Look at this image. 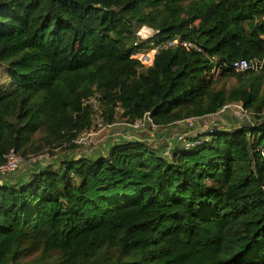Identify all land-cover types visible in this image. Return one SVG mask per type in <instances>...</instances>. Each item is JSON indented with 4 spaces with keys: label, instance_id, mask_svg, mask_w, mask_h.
<instances>
[{
    "label": "trees",
    "instance_id": "obj_1",
    "mask_svg": "<svg viewBox=\"0 0 264 264\" xmlns=\"http://www.w3.org/2000/svg\"><path fill=\"white\" fill-rule=\"evenodd\" d=\"M176 36L202 50L131 57ZM239 59L263 68L236 72ZM95 95L105 124L167 127L232 103L252 121L169 157L122 139L9 178L0 264H264V0H0V165L74 148Z\"/></svg>",
    "mask_w": 264,
    "mask_h": 264
},
{
    "label": "built area",
    "instance_id": "obj_2",
    "mask_svg": "<svg viewBox=\"0 0 264 264\" xmlns=\"http://www.w3.org/2000/svg\"><path fill=\"white\" fill-rule=\"evenodd\" d=\"M144 29H152L148 26H143L140 28L138 34L146 39L151 37L147 36L144 37L141 32ZM153 30V29H152ZM184 46L187 49H197L202 50L199 46L194 44L189 40H182L180 37L176 36L172 39L167 40L162 45L155 46L147 51H140L135 52L131 55V57L135 60H138L144 67H151L154 65L156 54L162 50L167 49L173 46ZM232 69L236 72H244L248 70L259 71L263 68L262 62L248 60V59H239L233 62L231 65ZM87 103L92 105L93 109V123L92 126L84 130L79 137L75 140V143L78 144L80 147L84 146L90 148L95 143V136L98 135L99 130L105 128V126H112L113 124H105L103 118V108L101 103L99 102L98 96L95 95L89 100ZM225 112H230L231 119L234 121L235 124L241 123L244 121H252L251 113L243 107L241 103H232L223 106L220 110L214 113H210L204 116H194L188 117L186 119L177 121L175 124L180 130H177L175 133L170 134H160V139L165 142V146L162 149V154L166 157L171 155L173 148L175 147L176 143L183 145L186 148H190L195 146L196 144L200 143V139H198L199 135L211 132L218 126H220V117L225 115ZM128 123V122H127ZM128 125L133 128L135 132H138L145 126H149L151 129L156 130L160 128L157 124L154 123L150 114L145 115L143 118L137 119L135 122L128 123ZM190 132V133H189ZM124 139L131 140V139H138L132 134L124 135ZM139 140H147V139H139ZM117 142V140H115ZM114 143V142H113ZM93 148H91L87 152H91ZM50 158L49 153L40 155V156H33L29 159V162H38L44 159ZM23 157L15 150L12 149L6 155V162L0 165V184L7 181L22 165Z\"/></svg>",
    "mask_w": 264,
    "mask_h": 264
},
{
    "label": "rangeland",
    "instance_id": "obj_3",
    "mask_svg": "<svg viewBox=\"0 0 264 264\" xmlns=\"http://www.w3.org/2000/svg\"><path fill=\"white\" fill-rule=\"evenodd\" d=\"M150 33H152V32H149L147 34L143 33V35L145 37H147L150 35ZM211 75H212V72L210 71L208 73V77L211 78ZM219 76H220L219 72H216L214 79L215 78L217 79ZM3 80H6V75L3 76ZM234 84H236L235 78L223 79L219 82V86L224 85L226 87H231ZM224 114L225 115H222L220 117V121H219V123H220L219 127H221V128H226V127H228V123H231L230 119H229V118H231L230 112H225ZM160 132H161L160 129L157 128L156 130H153L149 126H145L142 129H140L138 132H135L133 130V128H131L128 125L127 122H125L124 120H122L119 117L118 121L115 124H113L112 126H105V128H102L99 130L98 135L95 136V143L92 147H90V148H87L84 146L80 147L78 144H76V146L74 148H66L65 146H63V147H60V148L54 150L55 154L54 155L51 154V156H50V158H48V160L44 159L42 161H38L35 163V162H29V160L24 159L21 166L23 168L26 165L30 166V165H34V164H38V163L49 165L51 162L56 160L57 156H59V155H66V154L69 155V154L73 153L75 156H79L81 153H84V151H86L87 149H88L87 151H89L91 148H93L92 151L91 152L86 151L87 154L94 153V151H96V149L100 148L103 143L110 141V140H111V142H115V140L118 139L120 136L126 135L128 133L134 135L135 137L145 138V139H147L146 141H148L149 144H151L152 146H154L157 149L162 150L166 144L163 140L160 139V136H161ZM175 132H177V131L172 130V133H175ZM18 171H16V172H18ZM16 172L12 176H16L17 175Z\"/></svg>",
    "mask_w": 264,
    "mask_h": 264
},
{
    "label": "crops",
    "instance_id": "obj_4",
    "mask_svg": "<svg viewBox=\"0 0 264 264\" xmlns=\"http://www.w3.org/2000/svg\"><path fill=\"white\" fill-rule=\"evenodd\" d=\"M232 125V123L230 124V123H228V126H231ZM158 129H160V134H170V133H172V130H175V131H177V130H180L181 128H179L178 126H176V125H171V126H167V127H160V128H158ZM136 138H138V139H145V138H139V137H136ZM122 139H124V135L123 136H120L118 139H116L117 141H120V140H122ZM113 142H111V140L110 141H107V142H105V143H103L102 144V146L100 147V148H98V149H96V151H94V153H89V154H95V153H99V152H104V150H106V148L108 147V146H110L111 144H112ZM176 144H178V143H176ZM86 153V154H85ZM69 154V153H68ZM83 154L84 155H89V154H87V152L86 151H84V153H81L80 155L81 156H83ZM67 155V154H66ZM66 155H59V156H57V159L56 160H54L53 162H51L50 164H55V163H58V161L61 159V158H63V157H65ZM79 155V156H80ZM68 156H70V157H74L75 155L73 154V153H71V154H69ZM79 156H75V157H79ZM46 165L45 164H42V163H38V164H34V165H30V166H24L23 168H22V166L20 167V169H19V171L18 172H16L17 173V175L16 176H12L11 177V179L12 180H14V179H27V178H29V176H30V174L31 173H34L35 171H37V170H40L41 168H43V167H45Z\"/></svg>",
    "mask_w": 264,
    "mask_h": 264
},
{
    "label": "bare ground",
    "instance_id": "obj_5",
    "mask_svg": "<svg viewBox=\"0 0 264 264\" xmlns=\"http://www.w3.org/2000/svg\"><path fill=\"white\" fill-rule=\"evenodd\" d=\"M149 32H152V33H150L149 36H151V35L154 33V31L151 30V29H149V30H148V29H144V30H142L141 34L143 35V33H144V34H147V33H149ZM143 36H144V35H143ZM149 36H148V37H149ZM144 37H145V36H144Z\"/></svg>",
    "mask_w": 264,
    "mask_h": 264
}]
</instances>
